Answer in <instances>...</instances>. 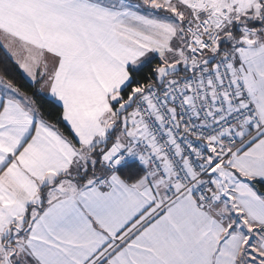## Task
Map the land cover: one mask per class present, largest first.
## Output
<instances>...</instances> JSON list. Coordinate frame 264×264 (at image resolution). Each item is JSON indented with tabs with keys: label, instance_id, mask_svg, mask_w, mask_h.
<instances>
[{
	"label": "snow or ice",
	"instance_id": "obj_1",
	"mask_svg": "<svg viewBox=\"0 0 264 264\" xmlns=\"http://www.w3.org/2000/svg\"><path fill=\"white\" fill-rule=\"evenodd\" d=\"M0 264H264V0H0Z\"/></svg>",
	"mask_w": 264,
	"mask_h": 264
}]
</instances>
